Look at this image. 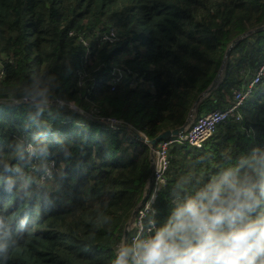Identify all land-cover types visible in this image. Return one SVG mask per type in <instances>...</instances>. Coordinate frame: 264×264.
Here are the masks:
<instances>
[{
  "label": "trees",
  "instance_id": "1",
  "mask_svg": "<svg viewBox=\"0 0 264 264\" xmlns=\"http://www.w3.org/2000/svg\"><path fill=\"white\" fill-rule=\"evenodd\" d=\"M263 23L264 0H0V264H110L152 174L130 127L152 139L182 126L231 41ZM263 61L264 30L232 48L197 115L228 105ZM241 113L200 149L173 144L157 221L264 155V77ZM28 141L56 165L49 185L30 174Z\"/></svg>",
  "mask_w": 264,
  "mask_h": 264
},
{
  "label": "clouds",
  "instance_id": "2",
  "mask_svg": "<svg viewBox=\"0 0 264 264\" xmlns=\"http://www.w3.org/2000/svg\"><path fill=\"white\" fill-rule=\"evenodd\" d=\"M129 235L110 264H264V155L198 182L147 234L137 230L130 242Z\"/></svg>",
  "mask_w": 264,
  "mask_h": 264
},
{
  "label": "built area",
  "instance_id": "3",
  "mask_svg": "<svg viewBox=\"0 0 264 264\" xmlns=\"http://www.w3.org/2000/svg\"><path fill=\"white\" fill-rule=\"evenodd\" d=\"M109 38L111 40L115 39L116 33L112 31ZM263 77L264 61L254 69L253 75L247 81V84L243 88H233L232 99L228 105L224 107H216L206 114L196 116V118L184 132L178 135H173L172 137L159 142L154 152V167L150 180L149 193L145 202L140 203L136 209L133 221L131 222L130 226L131 231L129 233V242L133 238L137 230L142 229L144 233L147 234L148 228L151 227V222L153 220H156V204L159 194L166 184V172L171 163L170 149L173 144H186L192 148L200 149L206 144L208 140H210L214 136L220 124L226 122L230 118L241 120V109L246 105L247 101L252 96L254 89L256 88V86H258V83L262 81ZM119 79V77H115L112 86L119 82ZM24 100L26 99L24 98ZM13 103L19 102L13 101ZM56 104L58 106H62L64 105V102L57 100ZM101 122L107 125H114L117 123L116 120L108 118H102ZM28 150L29 152L33 151L32 148H29ZM33 155L34 154H32V156ZM36 165L37 164H33L31 166V175H33L34 172H37L36 170H34V166ZM53 168V163L50 165L46 164L44 168L39 171L40 177L36 179L37 182L45 185L49 181H51L53 178Z\"/></svg>",
  "mask_w": 264,
  "mask_h": 264
},
{
  "label": "water",
  "instance_id": "4",
  "mask_svg": "<svg viewBox=\"0 0 264 264\" xmlns=\"http://www.w3.org/2000/svg\"><path fill=\"white\" fill-rule=\"evenodd\" d=\"M264 30V23L259 25V26H256L254 28H251L241 34H239L237 37H235L230 45L228 46L226 52H225V56L223 58V61H222V64H221V67L216 75V77L214 78L213 82L209 85V87L204 90L200 95L199 97L197 98V100L195 101L191 111L189 112V115L185 121V123L178 127V128H174V129H168V130H163L161 133H159L155 138H146L144 136H142L140 133H135L136 137L146 143L149 144V146L151 147V154H150V161H151V171L154 167V150L157 146V144L161 141V140H164V139H167V138H170L172 137L173 135H178L182 132H184L188 127L189 125L193 122V120L196 118L197 114H198V106H199V103L206 97L208 96L212 91H214L219 85L220 83L222 82L223 78H224V74H225V70H226V66H227V62H228V59H229V56H230V52L232 50V48L238 44L241 40H243L244 38L256 33V32H259V31H262ZM133 132H138L136 130H134ZM150 180H151V175L146 183V186H145V189H144V193H143V196L140 200L139 203H142L146 200L147 196H148V193H149V188H150ZM135 211L136 209L133 210L131 216H130V219L128 220L126 226H125V231H124V235H123V240H122V244L124 243H127V238H128V234H129V231H130V226H131V222L133 221V218H134V214H135Z\"/></svg>",
  "mask_w": 264,
  "mask_h": 264
},
{
  "label": "rangeland",
  "instance_id": "5",
  "mask_svg": "<svg viewBox=\"0 0 264 264\" xmlns=\"http://www.w3.org/2000/svg\"><path fill=\"white\" fill-rule=\"evenodd\" d=\"M248 69H253V68H247V70H248ZM242 72H244V71L242 70ZM251 74H252V72L248 70L247 73H246V75L244 76V77H245V80H246V79L248 80L249 77L251 76ZM230 98H231V97H230ZM67 106H68V108L73 109V110H75V111H77V112H79V113L84 112V111L78 109V107H77L76 105H72V104H71V105H67ZM87 116H89V115H87ZM130 129H131L132 131L135 130V129L131 128V127H130ZM135 133H139V132H134V134H135ZM140 134H141L142 136L148 138V137L145 136L143 133H140ZM135 135H136V134H135ZM143 142H144V141H143ZM145 143H146V142H145ZM146 144L149 146L148 143H146ZM149 147H150V146H149ZM29 148H30V149L32 148L33 151H30V152H29V150H28ZM34 151H35V146H34V144H33V143H28V144H27V152H28L27 155H28L31 159H34V162H35V163L40 162V161H41V156H34V155L32 156V154H34ZM150 153H151V147H150ZM32 157H34V158H32ZM52 163L54 164V168H53V170H52V171L54 172V171H55V167H56V165H55L54 162L51 161L50 164H52ZM50 164H49V165H50ZM33 176H34L33 179H35V181H37L36 179L40 177V173H38V172H34V173H33ZM48 180H49V179H48ZM49 182H50V181H49ZM49 182H48L46 185H49ZM129 219H130V218H129ZM129 219H128V220H129ZM127 222H128V221H127ZM126 224H127V223H126ZM125 226H126V225H125ZM124 230H125V229H124ZM127 240H128V238H127ZM120 245H122V242H120ZM120 245H119V246H120Z\"/></svg>",
  "mask_w": 264,
  "mask_h": 264
},
{
  "label": "bare ground",
  "instance_id": "6",
  "mask_svg": "<svg viewBox=\"0 0 264 264\" xmlns=\"http://www.w3.org/2000/svg\"><path fill=\"white\" fill-rule=\"evenodd\" d=\"M34 158V157H33Z\"/></svg>",
  "mask_w": 264,
  "mask_h": 264
}]
</instances>
